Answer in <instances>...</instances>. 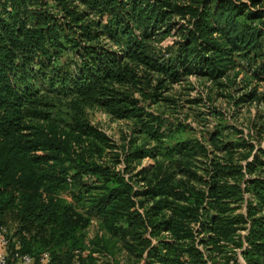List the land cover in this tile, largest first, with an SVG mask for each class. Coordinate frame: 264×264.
Returning <instances> with one entry per match:
<instances>
[{
	"label": "trees",
	"instance_id": "1",
	"mask_svg": "<svg viewBox=\"0 0 264 264\" xmlns=\"http://www.w3.org/2000/svg\"><path fill=\"white\" fill-rule=\"evenodd\" d=\"M262 1L0 0L7 264L45 252L51 264H264V130L216 129L208 147L151 108L188 76L219 81L237 58L263 81ZM93 107L132 120L122 144ZM122 250L137 261L121 263Z\"/></svg>",
	"mask_w": 264,
	"mask_h": 264
},
{
	"label": "rangeland",
	"instance_id": "2",
	"mask_svg": "<svg viewBox=\"0 0 264 264\" xmlns=\"http://www.w3.org/2000/svg\"><path fill=\"white\" fill-rule=\"evenodd\" d=\"M264 6V0L261 2ZM66 61V58L63 57ZM253 68L237 58V66L219 81H212L206 77L188 76L181 82L175 83L167 92L173 100L167 103L152 105V110H164L166 115H172L177 121H182L187 129L185 136L205 137L207 142L209 132L220 130L227 138H234L243 132L244 136L256 134L264 130V80L257 81L253 76ZM254 92L253 98H245V94ZM244 98L239 104L235 99ZM91 121L99 125L115 142L122 144L129 133L132 120L114 119L104 110L93 107L86 110ZM55 117L60 121H67V111L63 108L55 110ZM240 131V132H239ZM264 137V133H263ZM145 139L143 135L137 137L140 143ZM155 158L146 157L141 166L146 167L155 163ZM97 220L89 228V236L94 235ZM17 224L10 225L15 229ZM121 263L137 261L125 250L117 254ZM137 263V262H136ZM141 264V262L139 263Z\"/></svg>",
	"mask_w": 264,
	"mask_h": 264
},
{
	"label": "built area",
	"instance_id": "3",
	"mask_svg": "<svg viewBox=\"0 0 264 264\" xmlns=\"http://www.w3.org/2000/svg\"><path fill=\"white\" fill-rule=\"evenodd\" d=\"M9 238H8V230L4 226H0V264H7V260L9 257L8 252ZM17 264H34L35 259L28 255H20L17 254ZM49 253L45 252L41 255L39 259L40 264H51ZM74 264H79V261L76 260Z\"/></svg>",
	"mask_w": 264,
	"mask_h": 264
}]
</instances>
